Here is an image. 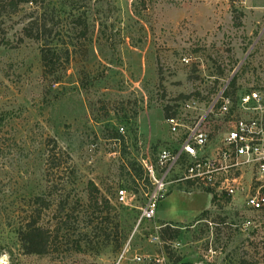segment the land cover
Masks as SVG:
<instances>
[{"label":"rangeland","instance_id":"1","mask_svg":"<svg viewBox=\"0 0 264 264\" xmlns=\"http://www.w3.org/2000/svg\"><path fill=\"white\" fill-rule=\"evenodd\" d=\"M44 6L53 43L69 50L61 83L44 79L39 42L0 47V264H118L129 243L122 264H134L160 253L149 241L157 225L179 230L164 246L168 264H264V216L242 198L173 186L136 232L149 190L141 163L170 139L167 113L228 81L264 92V0ZM35 9L9 18L11 40ZM37 197L49 204L39 225L65 235L46 256L26 255L18 235L43 208Z\"/></svg>","mask_w":264,"mask_h":264},{"label":"built area","instance_id":"2","mask_svg":"<svg viewBox=\"0 0 264 264\" xmlns=\"http://www.w3.org/2000/svg\"><path fill=\"white\" fill-rule=\"evenodd\" d=\"M165 123L170 139L158 150L155 160L148 155L141 163L149 190L136 232L142 224H152L173 186L204 192L213 198L224 197L231 204L242 198L249 210L264 216V92L261 89L238 92L228 81L210 97L193 96L181 102ZM132 195L120 190L119 203L128 204ZM165 227L154 226L149 233L150 243L160 253L135 254L132 263H169L163 251L168 245V240L162 237ZM130 250L129 243L118 264L127 261Z\"/></svg>","mask_w":264,"mask_h":264},{"label":"trees","instance_id":"3","mask_svg":"<svg viewBox=\"0 0 264 264\" xmlns=\"http://www.w3.org/2000/svg\"><path fill=\"white\" fill-rule=\"evenodd\" d=\"M44 4L45 0H0V47L16 48L22 45L25 40L39 42L43 77L45 80H49L52 85H57L62 80L61 72L67 69L66 65L70 59L69 50L53 43L51 38L54 26H50L47 20V9ZM26 5H31L36 9L25 15L21 35L14 42L9 37L7 21L18 15L22 7ZM83 26L86 30L87 26L84 22ZM167 116H169L168 113ZM91 185L96 190L94 184ZM35 201L37 204L41 203L40 207L43 208H37L30 219L22 225L18 234L19 240L26 255L46 256L59 251V248H55V246L58 244V240L61 237L64 238L65 235L59 227L52 231L39 225L42 211L49 209V204H45L41 197H37ZM105 204L108 205V201L105 200ZM178 235L179 230L170 227L162 231V237L166 240L175 239Z\"/></svg>","mask_w":264,"mask_h":264}]
</instances>
